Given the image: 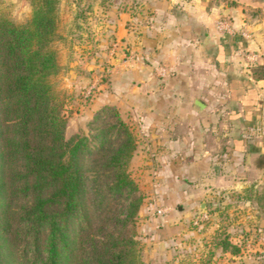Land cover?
Here are the masks:
<instances>
[{"label": "crops", "instance_id": "0c3cea01", "mask_svg": "<svg viewBox=\"0 0 264 264\" xmlns=\"http://www.w3.org/2000/svg\"><path fill=\"white\" fill-rule=\"evenodd\" d=\"M130 2L128 12L124 0L100 9L104 30L133 54L120 58L91 104H115L146 133L150 199L139 210L145 259L200 264L202 237L188 226L197 203L206 207L211 192L257 187L252 176H264V163L257 164L264 155V77L252 73L264 65V17L222 0ZM221 19L231 27L221 30ZM161 206L167 211L152 215ZM251 255L219 248L211 263L251 264Z\"/></svg>", "mask_w": 264, "mask_h": 264}, {"label": "trees", "instance_id": "16d2710c", "mask_svg": "<svg viewBox=\"0 0 264 264\" xmlns=\"http://www.w3.org/2000/svg\"><path fill=\"white\" fill-rule=\"evenodd\" d=\"M30 3L25 22L0 13V264H145L143 195L129 169L135 133L104 104L88 132L67 135L52 81L57 0ZM252 73L264 77V65ZM216 243L238 251L228 235Z\"/></svg>", "mask_w": 264, "mask_h": 264}, {"label": "rangeland", "instance_id": "374dc122", "mask_svg": "<svg viewBox=\"0 0 264 264\" xmlns=\"http://www.w3.org/2000/svg\"><path fill=\"white\" fill-rule=\"evenodd\" d=\"M106 1L108 0H57V38L54 47L59 71L52 77V81L65 98L67 135L74 131L88 132L95 112L104 104H112L117 108L113 103H104L93 108L91 103L107 88L105 84L112 81L110 77L115 70L120 69V58L132 60L133 50L127 44L117 45L115 34L112 31L106 32L101 25L105 16L100 9L106 5ZM222 1L242 5L244 13L251 18L264 17L263 1ZM124 4L125 10L130 11V0H124ZM0 13L15 22H25L31 14L30 0H0ZM229 27L231 26L221 27V30ZM111 85L114 86V81ZM122 117L129 123L137 140L129 169L143 195L142 205L150 199L146 185L151 175L147 171V136L137 128L132 118ZM251 181H256L257 187L247 186L239 191L226 193L211 192L205 196L206 207L197 203L193 209L188 226L193 233L198 232L202 237L199 247L204 259L200 260V264H212V256L221 248L216 241L225 235H228L238 251L241 248L249 249L252 254L249 259L251 264H264V176L259 180L258 174H255ZM159 208L166 207L153 209L152 215L165 212L159 213ZM139 210L136 221L137 237L142 246L145 264H151L144 256V241L141 238L143 231L139 230ZM196 257V260L199 259ZM193 260L190 258V261ZM196 260L193 262H197ZM243 262L244 260H240L237 263Z\"/></svg>", "mask_w": 264, "mask_h": 264}, {"label": "water", "instance_id": "95a60500", "mask_svg": "<svg viewBox=\"0 0 264 264\" xmlns=\"http://www.w3.org/2000/svg\"><path fill=\"white\" fill-rule=\"evenodd\" d=\"M251 1H263L264 2V0H251ZM194 105L196 109H201L204 106V103L199 98H196L194 100Z\"/></svg>", "mask_w": 264, "mask_h": 264}, {"label": "built area", "instance_id": "2783aa9c", "mask_svg": "<svg viewBox=\"0 0 264 264\" xmlns=\"http://www.w3.org/2000/svg\"><path fill=\"white\" fill-rule=\"evenodd\" d=\"M218 25H219L220 27L228 26V22L225 21V20H220V21H218ZM227 29H229V28H227ZM161 71L164 72L163 70H161ZM166 210H167L166 208H165V209H164V208H163V209H162V208H161V209L159 208V209H158V212H159V213H163V212L166 211Z\"/></svg>", "mask_w": 264, "mask_h": 264}]
</instances>
